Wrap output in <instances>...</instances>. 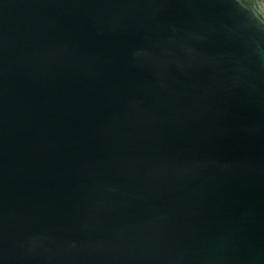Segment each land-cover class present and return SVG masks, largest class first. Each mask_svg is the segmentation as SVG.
<instances>
[{"label":"water","instance_id":"95a60500","mask_svg":"<svg viewBox=\"0 0 264 264\" xmlns=\"http://www.w3.org/2000/svg\"><path fill=\"white\" fill-rule=\"evenodd\" d=\"M0 264H264V0H0Z\"/></svg>","mask_w":264,"mask_h":264}]
</instances>
